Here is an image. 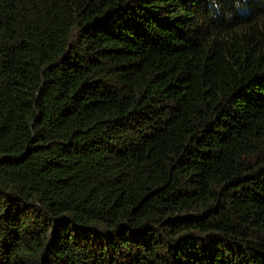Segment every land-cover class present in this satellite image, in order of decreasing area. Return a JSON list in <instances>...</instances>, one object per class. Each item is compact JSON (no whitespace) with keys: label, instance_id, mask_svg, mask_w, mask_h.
I'll use <instances>...</instances> for the list:
<instances>
[{"label":"trees","instance_id":"obj_1","mask_svg":"<svg viewBox=\"0 0 264 264\" xmlns=\"http://www.w3.org/2000/svg\"><path fill=\"white\" fill-rule=\"evenodd\" d=\"M0 264H264V0H0Z\"/></svg>","mask_w":264,"mask_h":264}]
</instances>
